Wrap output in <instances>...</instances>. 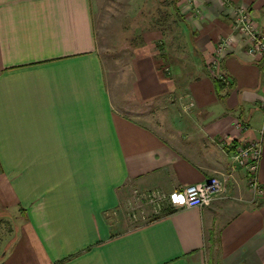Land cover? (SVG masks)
Returning a JSON list of instances; mask_svg holds the SVG:
<instances>
[{
    "label": "crops",
    "instance_id": "crops-1",
    "mask_svg": "<svg viewBox=\"0 0 264 264\" xmlns=\"http://www.w3.org/2000/svg\"><path fill=\"white\" fill-rule=\"evenodd\" d=\"M223 1L149 0L118 109L97 24L110 4L0 0V222L15 223L0 264H264V56L232 16L245 6L264 32V0ZM259 138L255 194L234 154ZM214 175L212 203L183 207L184 188ZM131 209L152 217L133 226Z\"/></svg>",
    "mask_w": 264,
    "mask_h": 264
},
{
    "label": "rangeland",
    "instance_id": "rangeland-1",
    "mask_svg": "<svg viewBox=\"0 0 264 264\" xmlns=\"http://www.w3.org/2000/svg\"><path fill=\"white\" fill-rule=\"evenodd\" d=\"M101 1L104 4H110L111 9L107 12L104 11L103 13H101L100 20L97 22L98 30H99V39H100L99 48L100 51L103 53L105 68L107 70L106 73L107 84L111 88V93L113 95L117 108L120 109L123 107L122 105L123 94L127 92L126 91L128 89L127 86L131 81L130 76L128 74V67L130 64V57L132 54V50L133 47L135 46L132 37L135 34H137L136 32L143 30L145 26L148 27L149 16L147 10L149 9L150 2L149 0H145L144 1L145 3L142 2L143 0H101ZM223 2L224 4H227L229 1L224 0ZM140 3L145 4V8H144L145 11L140 12L139 10V5H141ZM181 5L183 4L181 3ZM246 8L247 7L245 6L234 7L235 11L233 10L232 16L236 18L238 9H245L252 14V12ZM233 20H234L233 21L234 33L236 32L237 35H241V32L237 29V26L235 25L236 19ZM227 37H224L219 42V44ZM183 59L180 58L178 60H174V62L183 64V66H189V63H186L185 62L186 60ZM214 61L215 60L209 63L211 68L218 71V73H220L222 76H225L223 77L224 80L228 81L227 75L220 68L221 67L220 62L216 61L215 63ZM214 77H217V75L216 76L213 75V78ZM150 212L148 214L149 216H147V220H149L152 217ZM138 217L142 218V214L138 215ZM145 220H146L145 218H142L143 222ZM138 223L139 220L137 221L136 219H134V222H131L133 226L137 225ZM14 226L15 223L11 224L8 221L0 222V227H1L0 244L5 240V235L3 234L9 232V230ZM7 243H8L7 241H4L3 244L5 245L4 250L7 247L6 246ZM10 244L11 243L9 242L8 246H10ZM4 250L1 252V255L4 254Z\"/></svg>",
    "mask_w": 264,
    "mask_h": 264
},
{
    "label": "built area",
    "instance_id": "built-area-1",
    "mask_svg": "<svg viewBox=\"0 0 264 264\" xmlns=\"http://www.w3.org/2000/svg\"><path fill=\"white\" fill-rule=\"evenodd\" d=\"M235 25L241 32V39L247 43V52L254 56H264V32L260 30L252 17V14L245 9H238L235 18ZM235 36H228L225 38L217 48L218 54H221L230 45L236 41ZM216 63V61H214ZM218 78H222L220 73L217 74ZM264 111V99L261 104ZM238 129H247V126L242 121L236 123ZM262 157V140L261 138L244 143L238 147L234 154L235 161L244 167L248 174V181L254 193H261L259 169ZM224 182L218 176H211L206 180L194 184L187 185L183 190V207H205L212 203L217 195L223 190ZM146 204L153 207L156 212H160L163 208L165 196L159 191H151L142 198ZM135 207V206H134ZM137 209V207H135ZM143 214V213H142ZM131 217L138 220V215L135 209H131ZM142 218H145L142 215Z\"/></svg>",
    "mask_w": 264,
    "mask_h": 264
},
{
    "label": "trees",
    "instance_id": "trees-1",
    "mask_svg": "<svg viewBox=\"0 0 264 264\" xmlns=\"http://www.w3.org/2000/svg\"><path fill=\"white\" fill-rule=\"evenodd\" d=\"M215 87L217 90V94L220 98H225L228 95L231 85L228 83L229 81H225L222 78L214 77ZM225 91V95H222V92Z\"/></svg>",
    "mask_w": 264,
    "mask_h": 264
}]
</instances>
